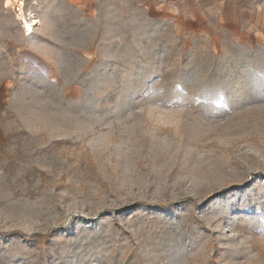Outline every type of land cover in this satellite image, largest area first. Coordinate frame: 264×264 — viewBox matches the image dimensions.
<instances>
[{
	"label": "rangeland",
	"instance_id": "obj_1",
	"mask_svg": "<svg viewBox=\"0 0 264 264\" xmlns=\"http://www.w3.org/2000/svg\"><path fill=\"white\" fill-rule=\"evenodd\" d=\"M62 1L0 0V264H264V0Z\"/></svg>",
	"mask_w": 264,
	"mask_h": 264
},
{
	"label": "crops",
	"instance_id": "obj_2",
	"mask_svg": "<svg viewBox=\"0 0 264 264\" xmlns=\"http://www.w3.org/2000/svg\"><path fill=\"white\" fill-rule=\"evenodd\" d=\"M227 0H141L146 5H158L160 7L170 8L173 5L184 7L187 12H204L211 10L215 6H223ZM62 4L70 7L79 9L82 5L81 0H63Z\"/></svg>",
	"mask_w": 264,
	"mask_h": 264
},
{
	"label": "bare ground",
	"instance_id": "obj_3",
	"mask_svg": "<svg viewBox=\"0 0 264 264\" xmlns=\"http://www.w3.org/2000/svg\"><path fill=\"white\" fill-rule=\"evenodd\" d=\"M14 1L16 0H6L5 6L8 8H13ZM19 20L24 35L32 34L34 28L39 25V21L32 13H29L28 16L25 13L21 14Z\"/></svg>",
	"mask_w": 264,
	"mask_h": 264
}]
</instances>
